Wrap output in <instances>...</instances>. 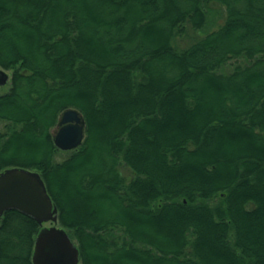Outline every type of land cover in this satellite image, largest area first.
Wrapping results in <instances>:
<instances>
[{"label":"trees","instance_id":"trees-1","mask_svg":"<svg viewBox=\"0 0 264 264\" xmlns=\"http://www.w3.org/2000/svg\"><path fill=\"white\" fill-rule=\"evenodd\" d=\"M0 67V172H39L80 264H264V0H0ZM40 229L6 210L0 264Z\"/></svg>","mask_w":264,"mask_h":264},{"label":"water","instance_id":"water-1","mask_svg":"<svg viewBox=\"0 0 264 264\" xmlns=\"http://www.w3.org/2000/svg\"><path fill=\"white\" fill-rule=\"evenodd\" d=\"M9 80L0 67V86ZM85 136V124L77 109L64 110L54 133L55 146L64 151L78 148ZM8 209L33 217L41 226L34 241L33 264H80L79 251L66 230L58 226L57 207L45 183L35 170L11 167L0 172V217ZM50 223V226H44Z\"/></svg>","mask_w":264,"mask_h":264},{"label":"rangeland","instance_id":"rangeland-1","mask_svg":"<svg viewBox=\"0 0 264 264\" xmlns=\"http://www.w3.org/2000/svg\"><path fill=\"white\" fill-rule=\"evenodd\" d=\"M176 41H177V43H178V45L179 46H184V45H186V44H188V42H189V39L186 37V36H183V37H179V38H177L176 39ZM236 62L235 61H230V62H228V66H227V69H230V67L232 66V65H234ZM7 71V73H8V75H9V80H8V82L5 84V85H2V86H0V94L1 93H5V92H7L8 91V89H9V87H10V85H9V81H10V78H11V73H12V70H6ZM57 128H58V124L56 125V127L54 128V133H55V131L57 130ZM68 154V151H64V150H58L57 151V153H56V155H55V160H60V159H62V158H64L66 155ZM124 173L128 176L129 175V173H128V171H127V169L126 168H124ZM58 225V224H57ZM44 226H46V227H48V226H50V223H45L44 224ZM59 226V225H58ZM74 242V241H73Z\"/></svg>","mask_w":264,"mask_h":264}]
</instances>
